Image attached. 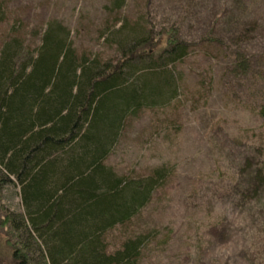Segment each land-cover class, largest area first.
Instances as JSON below:
<instances>
[{"label":"rangeland","instance_id":"obj_1","mask_svg":"<svg viewBox=\"0 0 264 264\" xmlns=\"http://www.w3.org/2000/svg\"><path fill=\"white\" fill-rule=\"evenodd\" d=\"M0 5V49L13 33L38 45L51 21L72 32L80 55L102 61L120 58L131 40L146 35L149 22L158 29L177 24L183 38L199 43L171 70L178 86L174 98L167 106L131 114L106 161L127 179L168 173L150 204L110 235V248L146 238L138 264H264V188L256 198H243L264 170V0H0ZM237 51L252 68L242 80L233 73ZM241 172L244 187H238ZM5 202L20 212V188L7 187ZM7 249L0 238V264L10 263Z\"/></svg>","mask_w":264,"mask_h":264},{"label":"trees","instance_id":"obj_2","mask_svg":"<svg viewBox=\"0 0 264 264\" xmlns=\"http://www.w3.org/2000/svg\"><path fill=\"white\" fill-rule=\"evenodd\" d=\"M2 11L0 5V16ZM149 24L146 35L122 47L115 61L80 55L72 32L60 22H48L34 47L17 33L4 41L0 238L9 264H138L146 238L127 239L111 251L109 237L150 204L168 173L127 179L106 161L131 114L170 103L178 92L171 70L200 45L183 38L177 24L162 29ZM251 69L234 52L237 79ZM238 176V187H244L245 172ZM11 185L20 188V212L6 205ZM249 186L244 199L262 194L264 170Z\"/></svg>","mask_w":264,"mask_h":264}]
</instances>
